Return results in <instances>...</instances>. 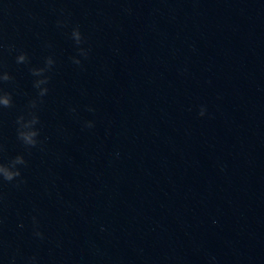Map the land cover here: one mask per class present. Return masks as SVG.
Masks as SVG:
<instances>
[{
    "label": "clouds",
    "instance_id": "clouds-1",
    "mask_svg": "<svg viewBox=\"0 0 264 264\" xmlns=\"http://www.w3.org/2000/svg\"><path fill=\"white\" fill-rule=\"evenodd\" d=\"M65 25L64 21H57L58 27H63ZM71 39L75 42L77 46L81 45L84 42V38L79 29V26H76L71 31ZM13 48L9 46V51H12ZM88 49L78 47L77 53L78 56H82L87 58ZM72 63L75 65H81V60L77 58V56L71 57ZM29 62V58L27 53L20 52L16 56L17 64H27ZM55 64V60L52 56H48L44 60L43 67H32L30 68L31 75L37 77L33 81V87L38 89V100L40 103L43 102V97H45L49 91L46 85L49 83L50 76L47 75ZM13 77L6 71H0V83H6L12 81ZM38 100L33 99L29 102L28 111L26 114H22L17 117V139L20 140L26 148H34L42 142L38 139L40 135L39 129L36 127L40 123L39 116L34 111L37 109ZM12 106V96L11 93L4 91L2 87H0V107L9 108ZM72 112H75V109H71ZM89 111H94V109L89 108ZM200 116L205 115V109L202 107L200 112ZM84 127L92 128L94 124L92 121H85ZM2 147H0V151H2ZM27 164L23 155H17L7 163L0 162V183L8 182L12 183L16 181L15 186L19 187L20 184L24 183L22 179H18L21 177V171L18 166H25ZM34 232L33 235L37 238L43 239L44 234L39 231V225L37 218L35 216L32 217ZM20 227H23L21 224ZM10 264H15V257L12 258ZM27 264H38V260L36 256L29 257L27 260Z\"/></svg>",
    "mask_w": 264,
    "mask_h": 264
}]
</instances>
